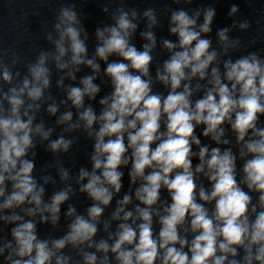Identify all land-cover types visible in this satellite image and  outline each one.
<instances>
[{"label":"clouds","instance_id":"1","mask_svg":"<svg viewBox=\"0 0 264 264\" xmlns=\"http://www.w3.org/2000/svg\"><path fill=\"white\" fill-rule=\"evenodd\" d=\"M237 11L233 6L231 13ZM135 15V13H133ZM154 24L155 17L151 12L146 13ZM199 15V13H197ZM215 12L208 9L204 14V23L200 31L194 30L196 20L189 17L184 11L176 12L171 17V22L175 27L170 29L171 33L179 37V46L182 51L175 52L169 61L164 63V74L157 73V78L164 85L169 86L166 98L159 94H152L150 81L142 79L148 76L149 64L152 56L149 54L151 48L145 46L144 51H137L134 46L128 43L129 30H134L127 13H122L117 21V27L106 29L109 33L105 38L104 32H97V36L103 39V45L98 46L96 54L101 60L107 61L108 56L116 53L129 61L130 66L140 75H133L129 71V64L123 62L108 63L106 75L111 77L114 91L111 96V103L107 98L102 99V105L107 108L97 118L94 111L89 107L80 115V119L86 123V127L91 129L93 124L99 121L101 126L96 133L95 155L92 157L93 172L89 174L81 169L80 179H88V182L81 188L99 204H94L88 210V215L92 221H98L104 209L99 205L107 206L113 199V191L119 193L122 187L121 179L123 173L117 169L123 164L127 165L129 160L125 154L129 149L131 152L132 169L129 172L132 183L137 179L143 181L135 191L136 199L145 207L137 206L136 212L140 223L137 228H133L126 222L133 216L132 212H125L124 205L130 203L131 197L125 195L119 202L113 219H119L120 213L124 212L125 223L119 225L114 244L109 249L106 241L101 240L97 245V251L107 254L109 250L115 254L119 264H240L235 259L238 248H243L244 264H264V211L257 212L256 206L251 207L255 219L250 221L248 212L251 205V197L243 191L237 183L235 175V157L231 151L220 153L219 148H213L209 154L207 147L199 148V160L195 172L204 173L205 168L209 182L212 184L210 193L203 187L199 189V200L204 203H197V185L192 172V145H200V140L193 134L196 125L205 126L203 136L211 138L217 143L224 135L220 126L227 120L230 122L232 130L237 134V142H244L245 136L251 130L253 139L244 143L246 152L241 151V156L251 154V159L246 160L243 172L247 188L260 193L259 206L264 209V129L256 127L257 114H264V104L261 97H264V66L261 65L255 54L241 58L236 62H227L226 78L233 81L231 90L226 84L221 82L217 69H212L213 89L209 90L204 98L195 102L193 108L189 97L191 91L188 85L184 86L182 92H178L181 82L186 77L185 69L190 68L191 75H199L205 78V70L216 59V53H209L210 41L200 38L201 33L210 32ZM61 23L67 26L61 32L60 41L57 43L59 55L56 60L60 68L67 65L59 63L66 54L64 47L65 38L70 42L72 52V63L74 65L84 64L82 59L86 54V47L80 40L79 31L71 25L77 23L76 14L68 9L62 11ZM59 30L60 25H56ZM248 25L242 24L241 28ZM227 29L218 33L219 39L227 48ZM147 39L155 45V38L151 32L146 34ZM195 45L193 46V42ZM164 47L172 50L175 45L165 40ZM45 59L41 57L39 63L30 69L33 79L42 81L47 87L48 70L44 67ZM94 71L99 70V66L92 60L87 61ZM79 70V69H77ZM71 76L72 73H69ZM5 81H10L11 76L7 71L3 76ZM74 78V77H73ZM81 83L83 89L72 87L68 94V99L77 108L83 104L85 95L94 98L99 88L93 84V77L84 78ZM239 86V97L234 93ZM29 88V81H24V87L17 94L12 89V95L8 97L13 118H0V197L4 196L5 174L13 181V191L3 204L4 209H10L14 205H22L29 197V203L35 204L36 211H46L51 213L52 220L58 219L60 211L59 205L68 199L66 192H59L52 198L51 205H44L41 196L43 188L36 191V183L31 177L34 164L28 160H21L26 155L27 149L32 145L31 124L32 119L27 122L20 119L19 108L23 104L20 96L25 89ZM28 96L32 100H38L42 96V88L33 85L28 90ZM217 96L219 99L217 100ZM49 111L55 114L56 108L51 107ZM235 112V120H232V113ZM166 116V131L161 132V118ZM131 118V119H129ZM72 119V113L63 115L61 122H68ZM75 127V126H71ZM219 129V130H218ZM36 132L42 134L47 139L49 133L44 132L38 126ZM127 133L128 144L125 145L124 134ZM91 134V133H90ZM105 137H109L105 141ZM111 137H115L112 139ZM158 142V143H157ZM70 141L63 137L51 143L53 151L63 148L67 151ZM156 143L155 149L151 146ZM227 143V141H225ZM20 162L18 171L17 163ZM145 169H152L145 174ZM100 170V174H96ZM179 170V171H177ZM13 172L15 174L13 175ZM173 173H175L173 175ZM67 173H64V178ZM165 188L170 197L171 204L164 207V215L157 211L155 215L159 217L160 230L158 238L153 234V206L160 200L161 188ZM215 201V209L212 215L204 204ZM74 209L69 210V215ZM29 215H34L30 210ZM190 218V221L187 219ZM19 219L12 216L11 220ZM188 223L187 231H191L194 238L189 243L187 235L181 236L179 228ZM97 232L96 223L89 222L82 216H77L70 225V232L63 238L52 242V248L56 251L62 250L67 243L74 247L83 245L86 242L92 246V240ZM12 236L17 247L13 249V254L20 259H12V254L7 257L11 264H51V259L55 255L47 241H38L35 235V225L31 221L19 224L12 230ZM124 245L131 247L125 248ZM179 245V248L176 247ZM11 249L9 243L5 245ZM188 250L185 251L184 249ZM4 249H0L2 253ZM35 253V255H33ZM219 253V255H218ZM229 256L233 259L229 260ZM26 258V259H25ZM85 264H96L95 254L84 255ZM66 262V258L57 257L56 264ZM108 257L105 255L101 264H107Z\"/></svg>","mask_w":264,"mask_h":264}]
</instances>
